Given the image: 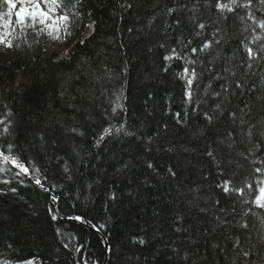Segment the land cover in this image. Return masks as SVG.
I'll list each match as a JSON object with an SVG mask.
<instances>
[{
  "label": "trees",
  "instance_id": "1",
  "mask_svg": "<svg viewBox=\"0 0 264 264\" xmlns=\"http://www.w3.org/2000/svg\"><path fill=\"white\" fill-rule=\"evenodd\" d=\"M63 2L67 38L0 26V152L29 169L0 161V264H104L87 227L106 264H264V3Z\"/></svg>",
  "mask_w": 264,
  "mask_h": 264
},
{
  "label": "snow or ice",
  "instance_id": "2",
  "mask_svg": "<svg viewBox=\"0 0 264 264\" xmlns=\"http://www.w3.org/2000/svg\"><path fill=\"white\" fill-rule=\"evenodd\" d=\"M4 2L8 5V17L9 19L5 20L4 15L0 13V21H3V24L0 25L5 29H8L11 24V13L12 10L17 8V4L14 2V0H4ZM262 3H264V0H261ZM27 3L30 4V6L25 5V0H21L22 6L19 8V10L16 12V22L21 27V30L25 27H31V28H37L39 26L38 31L40 33H47L52 39L59 41L61 39V33L64 34L65 38H67L69 35H71V32L69 31V26L71 23V15L69 11H64L63 14L57 15L58 9H63L66 6L64 5L63 0H27ZM233 4H236V0H231V3L229 4H218L217 7L221 11L233 10ZM43 5V7H42ZM247 7L248 5H244ZM75 7V5H73ZM251 18V17H249ZM201 28L204 27V25H200ZM258 27L261 29H264V21L259 22ZM7 31L4 33H0V44L4 45L5 47L11 48L13 47L12 41L7 39L8 35ZM211 45L208 43H205L203 45V48L200 49L201 51H204L208 48H210ZM175 51V50H173ZM193 53L196 52V49L192 50ZM249 56H253V50L251 48L248 49ZM165 59H172L171 56L165 57ZM188 69H184V75H188ZM192 77H195V72H192ZM188 85L191 86L192 79H189L187 81ZM190 97V93L188 94ZM119 107V105H117ZM115 111V109H114ZM3 121H0V124H2ZM4 132L8 131V128L5 127ZM75 131V129H73ZM105 134L110 135L111 129H105ZM101 141L104 139V136H100L99 138ZM98 146V145H97ZM0 161L3 163H11V165L15 168H18L20 173L28 174L29 169L25 167L24 164L20 163L19 160L15 157L4 155L2 152H0ZM151 167V165H149ZM3 169H0L2 171ZM257 171H261L260 169H257ZM7 183V181H4ZM35 183L37 185H41V181L39 178L35 179ZM261 183H264V181H261ZM42 186V185H41ZM249 188H251V185H248ZM224 191H229V188L227 185L224 187ZM239 194L243 195V189H237L236 190ZM255 203L259 207H264V187L259 188V195L256 197ZM53 220L56 219V216L52 217ZM75 219L84 222L83 217H76ZM143 243V241H141ZM67 247V245H65ZM247 255V253H245Z\"/></svg>",
  "mask_w": 264,
  "mask_h": 264
},
{
  "label": "water",
  "instance_id": "3",
  "mask_svg": "<svg viewBox=\"0 0 264 264\" xmlns=\"http://www.w3.org/2000/svg\"><path fill=\"white\" fill-rule=\"evenodd\" d=\"M4 155H7V154H4ZM7 156H9V155H7ZM19 160V159H18ZM20 162V161H19ZM29 179H31V180H35L36 178H34L33 176H27ZM38 187L40 188V189H42V190H44V191H46V192H48V190L47 189H45V188H43L41 185H38ZM55 199L56 200H58V198L57 197H55ZM76 217H68V218H65L66 220H72V221H77L78 223H80V224H82L81 223V221H79V220H77V219H75ZM83 226H85V227H87L85 224H82ZM89 230H91V231H93V232H95V233H97L98 235H100L103 239H104V241H105V243H104V248H105V253H106V256H105V263L104 264H106V262H107V260H108V255H109V253H108V247H109V245H108V243H107V241L105 240V238L100 234V232L98 231V230H96V229H94V228H90V227H87Z\"/></svg>",
  "mask_w": 264,
  "mask_h": 264
},
{
  "label": "rangeland",
  "instance_id": "4",
  "mask_svg": "<svg viewBox=\"0 0 264 264\" xmlns=\"http://www.w3.org/2000/svg\"><path fill=\"white\" fill-rule=\"evenodd\" d=\"M14 2L17 4V8L13 9V12L16 13L19 10V8L22 6V4H21V1H18V0H14ZM25 5L26 6H30V4L27 3V0H25ZM10 31H11V29H10ZM59 52L61 54H65V52H66V46L60 47L59 48ZM33 262L36 263V264H39V262L37 260H34Z\"/></svg>",
  "mask_w": 264,
  "mask_h": 264
},
{
  "label": "bare ground",
  "instance_id": "5",
  "mask_svg": "<svg viewBox=\"0 0 264 264\" xmlns=\"http://www.w3.org/2000/svg\"><path fill=\"white\" fill-rule=\"evenodd\" d=\"M38 263V262H37Z\"/></svg>",
  "mask_w": 264,
  "mask_h": 264
}]
</instances>
